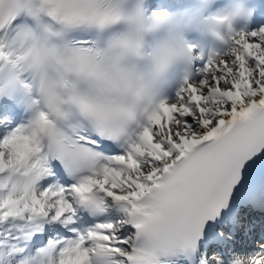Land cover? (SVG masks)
<instances>
[{
	"label": "snow or ice",
	"instance_id": "1",
	"mask_svg": "<svg viewBox=\"0 0 264 264\" xmlns=\"http://www.w3.org/2000/svg\"><path fill=\"white\" fill-rule=\"evenodd\" d=\"M179 2L0 0V264H264V0Z\"/></svg>",
	"mask_w": 264,
	"mask_h": 264
},
{
	"label": "clouds",
	"instance_id": "2",
	"mask_svg": "<svg viewBox=\"0 0 264 264\" xmlns=\"http://www.w3.org/2000/svg\"><path fill=\"white\" fill-rule=\"evenodd\" d=\"M234 3L240 7H247L246 0H234Z\"/></svg>",
	"mask_w": 264,
	"mask_h": 264
}]
</instances>
